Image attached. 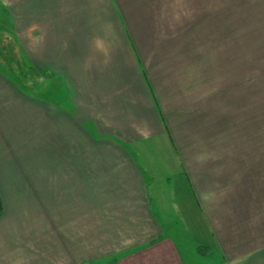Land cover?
Returning <instances> with one entry per match:
<instances>
[{"label": "crops", "instance_id": "1", "mask_svg": "<svg viewBox=\"0 0 264 264\" xmlns=\"http://www.w3.org/2000/svg\"><path fill=\"white\" fill-rule=\"evenodd\" d=\"M0 18L2 42L56 74L25 88L0 65V264H263L264 146L180 140L213 52L264 43V0H0Z\"/></svg>", "mask_w": 264, "mask_h": 264}, {"label": "rangeland", "instance_id": "2", "mask_svg": "<svg viewBox=\"0 0 264 264\" xmlns=\"http://www.w3.org/2000/svg\"><path fill=\"white\" fill-rule=\"evenodd\" d=\"M0 39V65L21 86L29 88L31 86L29 85L30 81L38 80L43 84L44 82L52 81L56 77V74L51 73L49 70L40 69L31 72L32 65L24 64L18 57L17 51L13 48V44L7 41L2 42L3 35H0ZM247 39H250V36L245 37L243 52H238L239 57L230 56L220 59L214 57V55L220 53L213 52L210 74L206 72L205 75L197 76L198 79L202 78V82L205 85L195 91L197 95H195V100L191 104L196 105L197 112L193 121L187 123L189 138L180 140L181 146L184 144L185 146H226L229 149V153L237 152L236 148H251L257 144L264 146V43L257 44L256 54L252 57V47L256 46V44L247 42ZM228 49L229 55H236L234 51L235 44L229 43ZM195 65L197 68L200 66L198 60ZM34 86L32 87L34 92L39 93L42 87L37 84ZM202 92H204V95L199 94ZM199 100H203L205 106ZM154 145L173 146L171 143L166 144L158 140H156ZM243 153V160L246 163L252 162L254 156L248 154V151ZM164 157L173 158V156H166L165 154ZM150 158L162 159V156L156 154L150 156ZM189 188L186 175L182 176L180 178V194L178 191V198L184 197V200L181 199L182 203L190 206L191 209H195L192 204V191L190 189L189 192ZM161 190L163 194L171 197L169 188H162ZM182 203L179 202L181 206L183 205ZM184 214L182 209H180L178 216L174 214L175 222L178 223V232H180L181 236H184L189 246L196 248L198 254L209 253L210 249L203 246V237L208 238L205 230H203V225H201V229L199 225L196 228L193 223H188V217H185ZM203 261L207 260L203 258L197 259V262ZM205 263L207 264V262Z\"/></svg>", "mask_w": 264, "mask_h": 264}, {"label": "trees", "instance_id": "3", "mask_svg": "<svg viewBox=\"0 0 264 264\" xmlns=\"http://www.w3.org/2000/svg\"><path fill=\"white\" fill-rule=\"evenodd\" d=\"M47 70L48 71V69L47 68H45V67H42V66H37V65H32L31 66V72H34V70ZM51 73H53V72H51ZM3 211H4V204H3V200H2V198H1V196H0V216H1V214L3 213Z\"/></svg>", "mask_w": 264, "mask_h": 264}]
</instances>
